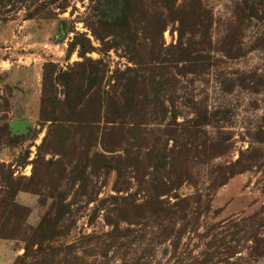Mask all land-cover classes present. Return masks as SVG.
Instances as JSON below:
<instances>
[{
	"label": "rangeland",
	"instance_id": "374dc122",
	"mask_svg": "<svg viewBox=\"0 0 264 264\" xmlns=\"http://www.w3.org/2000/svg\"><path fill=\"white\" fill-rule=\"evenodd\" d=\"M201 1L211 17L209 67L182 74L163 51L162 63L149 61L155 26L128 21L144 74L157 82L138 92L153 103L124 114L115 101L111 121L123 123L109 133L103 120L106 134L88 148L79 126L44 141L43 68L82 62V36L93 48L85 58L104 68L103 89L117 96L136 54L122 39L99 42L91 28L135 9L126 0H0V264H264V0ZM177 36L173 22L157 42L168 48ZM202 135L225 140L227 153L206 161ZM86 152L114 157L118 172L87 164ZM60 198L58 252L24 260V235Z\"/></svg>",
	"mask_w": 264,
	"mask_h": 264
},
{
	"label": "trees",
	"instance_id": "16d2710c",
	"mask_svg": "<svg viewBox=\"0 0 264 264\" xmlns=\"http://www.w3.org/2000/svg\"><path fill=\"white\" fill-rule=\"evenodd\" d=\"M126 3L135 10L131 11L122 22L116 25L110 23L99 24V28H91V31L95 39L101 43H103L105 36L122 39L117 45L135 52V58L130 61L136 68L127 69L124 72L127 76L124 78L121 92L117 96H109L102 87L104 68L101 61L85 58V54L93 50V48L84 37H77L76 43L81 50L80 57L83 58L82 62L75 64L73 69H69V72L56 73L53 64L45 65L43 68L39 120L50 123L44 141L48 137L62 138L72 126H79L88 130L87 147L96 146L98 142L102 141L103 134H106V130L103 132V129L101 131L99 128V124L103 120H105L106 124H112L111 128L108 129L109 133L116 132L115 126H119L122 122L121 120L117 122L111 121L112 115H119V111L113 105L115 101L122 104L119 108L124 114L153 103L154 98L149 101L145 95L138 92V88H150L156 86L157 82H154L153 78L150 75L148 76V73L144 74L146 66L137 57L138 52L141 51L140 41L133 36L130 39L128 38V33H131V26L128 21L136 24L138 19L143 20L144 29L150 25V22L155 26L156 36L148 39L147 43L149 61H153L156 64L162 63L165 60L162 59L161 55L163 51L165 56L171 55L173 57L171 60H173L175 66L177 63L182 64L180 68L182 74L200 73L209 67L210 59L206 54L205 45L208 44L211 17L209 10L203 5L201 0H187L180 5L177 4V0H126ZM173 22L177 23V43L171 47L163 48L157 42V39L161 36L164 28ZM155 68L150 64L148 71L152 73ZM55 84L62 89L60 93L57 92ZM47 87L49 90H46ZM154 91L153 88V95ZM58 94L62 96V99L58 98ZM158 105L163 112H166L167 109L163 107V104L158 103ZM102 110L105 111L103 117H101ZM123 117L121 115L118 119ZM129 132L134 135L136 129H131ZM98 134L102 138H97ZM202 139L204 141L201 142V151L203 153L206 152L203 155L206 161L227 153L229 147L225 140L209 139L206 135H202ZM115 145H118V143L112 142L109 144V148H105L104 151L106 153H114L116 151L113 150ZM84 157L87 164L90 163L93 167L94 165H100L106 168L107 171L118 172L117 161H114V165L111 163L115 159L114 157L109 158V160L101 154H94L91 157L88 152H86ZM231 174L230 172L229 176ZM33 176L34 171H32L31 179ZM16 192H14V195ZM61 201L63 200L60 198L51 207L50 211L44 214L39 225L36 228H30L25 234L26 236L24 235V240H22L24 250L22 258L24 260L35 258L36 254L58 252L51 244L60 237L65 236L59 226L66 214L65 204ZM12 207L14 208L13 210H21L19 205L13 201V198Z\"/></svg>",
	"mask_w": 264,
	"mask_h": 264
}]
</instances>
